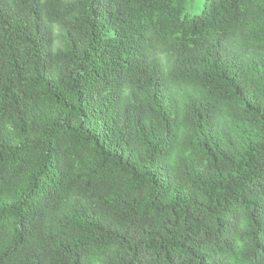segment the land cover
Returning a JSON list of instances; mask_svg holds the SVG:
<instances>
[{
  "label": "trees",
  "instance_id": "1",
  "mask_svg": "<svg viewBox=\"0 0 264 264\" xmlns=\"http://www.w3.org/2000/svg\"><path fill=\"white\" fill-rule=\"evenodd\" d=\"M0 0V264H264V0Z\"/></svg>",
  "mask_w": 264,
  "mask_h": 264
},
{
  "label": "rangeland",
  "instance_id": "2",
  "mask_svg": "<svg viewBox=\"0 0 264 264\" xmlns=\"http://www.w3.org/2000/svg\"><path fill=\"white\" fill-rule=\"evenodd\" d=\"M201 5H203V0H198V3L193 4V6L187 7V12L191 14H199L202 10Z\"/></svg>",
  "mask_w": 264,
  "mask_h": 264
}]
</instances>
